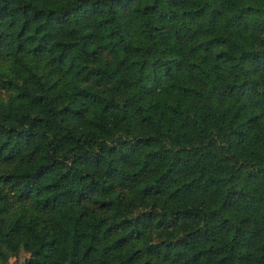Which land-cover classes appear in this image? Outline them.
<instances>
[{
	"label": "trees",
	"instance_id": "1",
	"mask_svg": "<svg viewBox=\"0 0 264 264\" xmlns=\"http://www.w3.org/2000/svg\"><path fill=\"white\" fill-rule=\"evenodd\" d=\"M264 264V0H0V264Z\"/></svg>",
	"mask_w": 264,
	"mask_h": 264
},
{
	"label": "rangeland",
	"instance_id": "2",
	"mask_svg": "<svg viewBox=\"0 0 264 264\" xmlns=\"http://www.w3.org/2000/svg\"><path fill=\"white\" fill-rule=\"evenodd\" d=\"M25 255L26 253L24 251H19L18 253L8 251L5 258V263L19 264Z\"/></svg>",
	"mask_w": 264,
	"mask_h": 264
}]
</instances>
